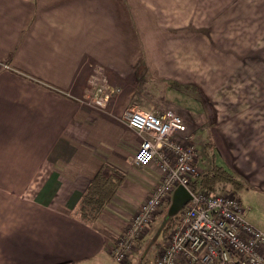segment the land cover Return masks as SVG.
Wrapping results in <instances>:
<instances>
[{
    "label": "crops",
    "instance_id": "1",
    "mask_svg": "<svg viewBox=\"0 0 264 264\" xmlns=\"http://www.w3.org/2000/svg\"><path fill=\"white\" fill-rule=\"evenodd\" d=\"M180 26L184 45L166 52L183 51L175 68L202 87L184 90V106L170 99L189 125L176 138L214 132L198 172H230L246 221L264 233V0H0V264L142 263L145 236L126 262L111 251L159 174L131 166L141 138L121 116L134 93L99 110L89 84L97 71L134 82L161 60V30ZM103 164L123 181L88 225L75 212Z\"/></svg>",
    "mask_w": 264,
    "mask_h": 264
},
{
    "label": "built area",
    "instance_id": "2",
    "mask_svg": "<svg viewBox=\"0 0 264 264\" xmlns=\"http://www.w3.org/2000/svg\"><path fill=\"white\" fill-rule=\"evenodd\" d=\"M90 85L88 105L106 110L114 96L106 78L97 72ZM121 120L141 138L131 165L136 169L153 168L159 174V182L139 205L128 231L117 238L111 251L114 260L126 262L134 242L145 234L154 215L170 203L175 188L182 186L191 199L175 216L173 230L159 251L156 264H264V233L246 221L236 195L193 193L189 189L198 175L197 151L190 143L184 148L176 141L187 128L185 121L171 111L132 109L126 110Z\"/></svg>",
    "mask_w": 264,
    "mask_h": 264
},
{
    "label": "rangeland",
    "instance_id": "3",
    "mask_svg": "<svg viewBox=\"0 0 264 264\" xmlns=\"http://www.w3.org/2000/svg\"><path fill=\"white\" fill-rule=\"evenodd\" d=\"M177 7H178L177 13L183 14V10H182L183 5H177ZM178 23L179 25H184L185 22L184 20H179ZM161 32L162 33L155 38V41L157 42L158 40L160 44L159 47H161V53L159 52V54L161 55V60L158 61L159 64L155 62L156 65L155 67H153L152 63L146 60V68L144 69L143 73L141 70H138V74H137L138 76L136 77V80L132 82V79L129 78L131 81L129 84L112 85L106 79L109 89L114 91V96L110 98L109 103L112 101L114 103L120 101L119 98L121 97L122 94L130 93V92L134 93L133 96H135V98L137 97V99H135L132 96L133 99L129 101V105H126V108L123 110L122 114L126 110H130L133 106L135 107L136 110H140V111H151L154 113L171 111L177 114L175 111L177 106L172 104L174 103L175 99L178 100L175 102H178V104H180L181 106H184L186 103L189 102L188 101L189 99L188 100L186 99V93L184 92L185 89L189 88L191 96L194 95L193 90H196L197 92L199 91L200 93L199 88H201L202 85L200 83L191 84V85L185 84L183 81L186 80L185 76L183 74H179L180 72L179 68H175L174 66V63H178L181 59H184V56H182L184 54L183 51H174L173 54L170 55V58H169V53L166 52L168 49H172V47L181 48V44L184 45L185 43L184 27L183 26L178 27L176 32L171 30V33H169L168 29H162ZM156 42L154 43L156 44ZM152 43L153 42H150V44ZM147 63L151 65V67H148ZM89 87L91 92L92 86L90 84ZM213 92L215 94L216 92L215 89H213ZM170 99L172 100L173 103L171 102ZM181 118L185 121L188 128L189 125L186 122V120L183 117ZM213 135L214 132L208 131L207 129L206 130L201 129L200 131H198V133H196L193 136L192 141L195 145L194 149H196L197 151V157H198L197 164L199 169L206 168L208 166V162L213 161V155L215 153L214 145L212 143V137H214ZM183 138L184 139L176 138V141L179 144H181L182 147L188 145L187 140L189 139L186 138V136L184 135ZM237 194L238 197L237 195L236 197L238 199L241 198L243 201L245 200L243 198V194L240 193ZM168 208L169 207H164L154 215L153 222L148 227L146 234L144 235L143 233L142 237L134 242V247L128 253V259L135 252L136 248L138 247L137 244L138 245L141 243L143 244L144 239L147 237V240L141 247V252L143 253V255L140 257L139 260L142 262L141 264L155 263V256L157 254V250L163 248L164 244L165 245L167 244L165 243L167 239L166 240L164 239V235L162 234V231L163 228H165L170 222V218L167 217ZM176 216H178V214ZM128 228L125 231V233L128 231ZM172 230L173 227L169 230L167 235L168 237L171 235Z\"/></svg>",
    "mask_w": 264,
    "mask_h": 264
},
{
    "label": "trees",
    "instance_id": "4",
    "mask_svg": "<svg viewBox=\"0 0 264 264\" xmlns=\"http://www.w3.org/2000/svg\"><path fill=\"white\" fill-rule=\"evenodd\" d=\"M123 181V175L106 164H103L91 178L89 186L81 195L75 216L85 224L91 225L100 216L104 208L116 195ZM241 183L224 168L211 163L208 169L202 170L189 184L194 193H233ZM169 203L165 207H168ZM169 220V219H168ZM176 217H171L169 224L163 228L162 234L167 239L169 230L175 224Z\"/></svg>",
    "mask_w": 264,
    "mask_h": 264
},
{
    "label": "water",
    "instance_id": "5",
    "mask_svg": "<svg viewBox=\"0 0 264 264\" xmlns=\"http://www.w3.org/2000/svg\"><path fill=\"white\" fill-rule=\"evenodd\" d=\"M190 199L191 195L186 188L182 186L176 187L171 196L170 205L167 210V217H175Z\"/></svg>",
    "mask_w": 264,
    "mask_h": 264
},
{
    "label": "flooded vegetation",
    "instance_id": "6",
    "mask_svg": "<svg viewBox=\"0 0 264 264\" xmlns=\"http://www.w3.org/2000/svg\"><path fill=\"white\" fill-rule=\"evenodd\" d=\"M170 204V203H169ZM169 207V206H168Z\"/></svg>",
    "mask_w": 264,
    "mask_h": 264
}]
</instances>
